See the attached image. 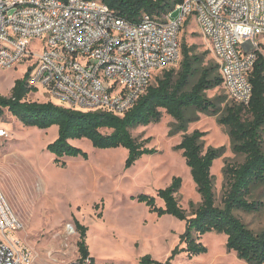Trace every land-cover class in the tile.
I'll list each match as a JSON object with an SVG mask.
<instances>
[{"label": "rangeland", "instance_id": "1", "mask_svg": "<svg viewBox=\"0 0 264 264\" xmlns=\"http://www.w3.org/2000/svg\"><path fill=\"white\" fill-rule=\"evenodd\" d=\"M178 16V12H173L171 19L176 21ZM185 23L178 35L179 45L193 47L202 55L204 66L214 65L209 44L196 21L191 18ZM257 43L264 56V38ZM180 60L173 67L176 70ZM25 68L21 65L14 70H0V96L10 95L14 81L23 77ZM206 96L215 101L221 113L216 116L189 114L194 119L185 133L171 134L175 121L164 112L159 123L132 129L133 138L138 142L148 140L145 147L157 152L141 157L129 169L124 168L125 149H94L87 140L70 142L87 153V160L62 158L56 163L46 146L57 138V127L46 131L26 127L4 111L0 118V130L4 132L0 137V191L20 223L13 236L30 250L31 264H66L79 258L75 220L87 228L86 245L95 262L140 264L141 258L150 256L165 263L179 245L184 222L170 216L158 218L135 198L140 194L155 197L173 178H180L178 205L189 213L191 204L200 203L185 160L181 152L173 150L174 146L184 134L198 130L204 134L203 151L208 148L222 151L211 168L218 203L223 193L225 166L243 161L231 150L227 128L217 124L225 106L235 102L222 86L207 91ZM46 97L45 91L39 89L27 101L46 103ZM254 198L264 203V187L256 189ZM156 206L162 207L163 203L156 199ZM236 215L252 231L264 230V209ZM199 241L207 248L206 254L190 259L185 253H179L172 257L170 264H246L226 251L223 235L207 233Z\"/></svg>", "mask_w": 264, "mask_h": 264}, {"label": "built area", "instance_id": "2", "mask_svg": "<svg viewBox=\"0 0 264 264\" xmlns=\"http://www.w3.org/2000/svg\"><path fill=\"white\" fill-rule=\"evenodd\" d=\"M173 12L129 23L100 0H0V70L25 65L28 86L44 90L56 106L123 116L156 74L176 66L178 35L192 18L222 87L236 104L248 105V76L264 38V0H182ZM19 228L0 191V264H31L30 250L13 236ZM66 264L112 263L89 256Z\"/></svg>", "mask_w": 264, "mask_h": 264}, {"label": "trees", "instance_id": "3", "mask_svg": "<svg viewBox=\"0 0 264 264\" xmlns=\"http://www.w3.org/2000/svg\"><path fill=\"white\" fill-rule=\"evenodd\" d=\"M65 2L67 0H59ZM113 13L129 22L136 23L142 14L161 17L173 12L182 0H100ZM186 24V23H185ZM179 67L169 68L155 77L133 106L123 115L110 112H82L54 105L51 102L27 101L37 90L27 84L28 72L14 81L8 97L0 96V118L4 111L23 126L46 131L57 127V138L46 146V151L55 157L88 159L87 153L70 142L87 140L94 149L110 150L122 148L127 151L124 168H131L141 157L156 154L145 145L148 140L138 142L130 131L159 123L164 112L175 121L171 134L187 131V125L194 118L189 114L201 113L216 116L221 113L214 100L206 92L222 86L218 65L204 66L202 55L185 43L180 44ZM252 92L248 105L234 103L225 106L217 124L227 128L231 150L243 161L226 165L223 170L224 187L220 202L215 196L211 168L221 157L220 149L203 151L204 134L198 130L184 134L173 150L181 152L190 177L200 197L197 206L190 205V211L183 210L176 200L181 179L173 178L170 185L159 189L156 196L138 195L135 200L144 204L149 212L158 218L170 216L184 222V232L179 237L178 247L172 251L165 263L144 256L140 264H170L172 257L185 253L192 259L207 253L199 238L207 233L226 237L225 249L246 264H264V230L254 232L236 215L237 212L252 214L264 209V203L254 198V192L264 187V56L256 52V60L248 76ZM104 131L109 133L105 134ZM156 199L162 207L156 206ZM79 234L76 243L81 259L89 257L86 245L87 228L74 221ZM184 247L181 248V246Z\"/></svg>", "mask_w": 264, "mask_h": 264}, {"label": "bare ground", "instance_id": "4", "mask_svg": "<svg viewBox=\"0 0 264 264\" xmlns=\"http://www.w3.org/2000/svg\"><path fill=\"white\" fill-rule=\"evenodd\" d=\"M50 135V134H49Z\"/></svg>", "mask_w": 264, "mask_h": 264}]
</instances>
